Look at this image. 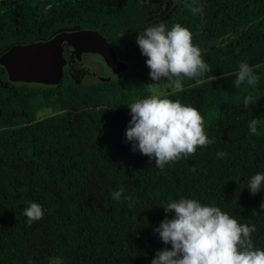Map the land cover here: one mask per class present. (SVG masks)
<instances>
[{"label":"trees","instance_id":"obj_1","mask_svg":"<svg viewBox=\"0 0 264 264\" xmlns=\"http://www.w3.org/2000/svg\"><path fill=\"white\" fill-rule=\"evenodd\" d=\"M199 2L203 16L184 0H0V55L17 43L89 28L128 64L115 73L109 60V81L80 80L90 71L64 44L58 85L10 81L0 64V264H51L56 257L63 264H151L171 247L154 232L174 216L164 206L182 197L255 225L253 243L264 249V190L247 188L264 173V0ZM159 23L188 28L211 69L204 83L185 78L182 91L163 96L197 108L213 141L163 170L133 151L125 135L127 105L149 96L154 82L136 38ZM241 62L259 76L254 88L234 86ZM249 94L254 102L245 107ZM46 108L53 113L38 118ZM252 119H260L256 135ZM121 188L124 195L113 199ZM28 202L44 211L31 225L23 215Z\"/></svg>","mask_w":264,"mask_h":264},{"label":"clouds","instance_id":"obj_2","mask_svg":"<svg viewBox=\"0 0 264 264\" xmlns=\"http://www.w3.org/2000/svg\"><path fill=\"white\" fill-rule=\"evenodd\" d=\"M179 2V0H177ZM194 15L203 16V5L199 0H184ZM51 8L48 5L44 12ZM142 55L147 57L149 75L155 83L149 85L151 95L127 105L131 120L126 129V139L132 142V150L150 157L161 170L170 162L194 155L198 147L213 143L205 131L204 117L200 111L164 97L156 90V85L166 81L173 92L182 91L183 80L202 79L210 71L202 58V50L193 43V33L179 23L169 29L165 23L146 28L136 38ZM259 76L253 67L241 62L234 86L255 87ZM254 102L251 94L244 98V106ZM260 119H252L248 125L251 135L258 134ZM225 153H217L218 158ZM195 171V168L192 169ZM255 195L264 190V173L253 175L247 187ZM124 195L121 188L112 193L115 200ZM131 203V196L124 197ZM264 208V203H261ZM166 213H173L154 229L165 245L158 250L151 264H264V249L257 248L252 240L256 226L241 224L236 218L219 207L202 204L196 199L180 198L164 206ZM23 215L31 225L42 219L43 207L36 202H28ZM51 264H63L59 257Z\"/></svg>","mask_w":264,"mask_h":264},{"label":"water","instance_id":"obj_3","mask_svg":"<svg viewBox=\"0 0 264 264\" xmlns=\"http://www.w3.org/2000/svg\"><path fill=\"white\" fill-rule=\"evenodd\" d=\"M64 44L71 46V53L82 67L101 81H109L112 73L100 69L87 58V51L102 50L113 63L115 73L128 70V64L118 55L107 38L96 29L61 30L48 40L17 43L0 55V64L13 82L58 85L64 76L67 58Z\"/></svg>","mask_w":264,"mask_h":264},{"label":"rangeland","instance_id":"obj_4","mask_svg":"<svg viewBox=\"0 0 264 264\" xmlns=\"http://www.w3.org/2000/svg\"><path fill=\"white\" fill-rule=\"evenodd\" d=\"M87 58L90 61H92L95 64H97L99 66V68L103 69V70H106L105 69L106 66H108L110 64L108 56L105 54L104 51L98 50V51H95V52H90V53H88ZM110 68H112L113 70L115 69L112 65L110 66ZM78 77H79L80 80H93L94 79V76L88 71H86V72L81 71L79 73ZM153 83H155V81ZM155 87H156L157 92L162 94V95L170 93V92H173L172 89H170L167 86V82L166 81L159 82V84L156 85ZM148 92H149V95H151L149 87H148ZM52 113H53V111L51 109H48V108L43 109V110H41L38 113V118H44V117L50 116Z\"/></svg>","mask_w":264,"mask_h":264},{"label":"flooded vegetation","instance_id":"obj_5","mask_svg":"<svg viewBox=\"0 0 264 264\" xmlns=\"http://www.w3.org/2000/svg\"><path fill=\"white\" fill-rule=\"evenodd\" d=\"M90 51V50H89ZM98 51V50H97ZM100 51H102V50H100ZM70 52H71V46H70ZM106 54V53H105ZM87 55H88V51H87Z\"/></svg>","mask_w":264,"mask_h":264}]
</instances>
